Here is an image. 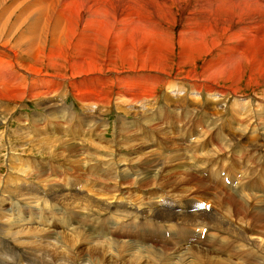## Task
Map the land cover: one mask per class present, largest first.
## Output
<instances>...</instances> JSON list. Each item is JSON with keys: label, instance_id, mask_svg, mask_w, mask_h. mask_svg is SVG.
<instances>
[{"label": "bare ground", "instance_id": "bare-ground-1", "mask_svg": "<svg viewBox=\"0 0 264 264\" xmlns=\"http://www.w3.org/2000/svg\"><path fill=\"white\" fill-rule=\"evenodd\" d=\"M152 1L154 0H144V1L143 0H55V4L50 3L49 10L51 12L50 11H49L50 13L46 12L48 14L47 20L42 21L41 24H43L44 28L60 27L64 32L62 35V41L68 40L72 42V48L74 49L76 59L72 64H70L69 71L67 73H69L71 76L70 78H72L71 82L73 81V78H75L76 76L79 77V79L76 78L77 81L72 82L73 89H71L70 92L74 96L73 98L78 97L79 101L82 104L84 102V104L86 105L83 106L82 109H85V111H90L91 113L93 111V113L96 114V116H101L100 119L103 118L106 111L109 110L107 109L104 112L100 107V105L102 106L106 105L108 107H111L112 106L111 103L115 101V103L117 104V108L114 106L116 112L118 110V112L120 113L122 112L124 115V117L122 118L119 116L117 117L118 122L116 125L117 127L116 132L118 133L119 131L122 134H131V135L133 134L131 133L132 131L130 129V126H132V122L131 123L128 122L129 119L128 116L129 114H132L130 110V106L131 105L136 106L134 103L137 104L139 103L142 106L144 105L149 107L148 114L142 115V120L146 122L147 126L158 128L155 126L156 123L154 122V120L155 118H157L158 115L162 116V112H164L165 110V109L163 110L161 109L163 106L167 108L166 112H168L169 110H172L173 112V110L174 111L182 110V106H184L185 104L184 96L181 97V99H179L178 102L176 101L170 102V100H173V98L168 93L169 91L174 92L177 89L178 92L179 90L181 91L187 90L188 92H193V93L196 92L200 96L203 94L206 95L208 94L209 99L203 100V103L200 101V98L198 97V103L203 105L207 104L210 107L213 103L215 104L219 103L224 105L227 103L228 100H231V106H234V113L238 115V120H236L237 121L236 123H233V120L230 122L233 128L235 129V132L233 133L232 137L236 143H238L239 141L240 142L243 141V143L244 142L246 143L244 147L245 149L244 160L247 161V164L241 165L238 162V160L241 159H236L235 157H233L239 154V152L236 150V148H238L239 145L237 144L236 148H233L231 145L225 143L221 137L202 135L198 133L199 141L197 142V147L194 146H190V147L193 149V152H197L200 155L208 156L206 152L211 151V149L207 147L212 145L215 146V148L221 150L223 154H227L232 157L229 160L228 163L229 166H232V168H237V167L242 168L244 166L246 168L244 172L248 173V178L250 176V173L253 174V172H257L256 174H258L264 172V92L262 93L261 96L262 101H259L260 99L257 100L258 97L256 99L254 95L240 96V95H235L234 91L223 92L216 86V84L220 79H218L214 75L216 73V67L220 65L222 61H224L225 54L236 51L242 56L241 59L239 60H244V64L234 65L233 67L227 68L226 72L228 75L225 78L230 81H239L241 79H248L256 84L264 83L263 79L254 76L250 73H245L247 70L253 69L254 61L260 64H264V60L260 59V57L262 56L260 55L258 44L254 41H251L252 40L251 35H255V34H251L247 32L246 35L243 36L241 29L236 24L237 18H240L242 21H244L249 25H255L257 22L264 23V5H263L264 0H160L159 4L155 6L154 5L149 6V3ZM236 3L239 5L241 12H238V7L236 6ZM143 7H144V11L148 15V19L150 20L148 27L142 25V23H144L142 20H145V18L141 16L139 12H141ZM190 7L193 13L188 12V10H191L189 9ZM37 8L40 9L39 14L41 15V19H42L43 14L41 12L42 9L41 4H39ZM47 8L48 7H46V11H48ZM174 8L177 11V13L173 12ZM52 13L56 15L53 16ZM188 13L190 14V16H188ZM194 17H196L195 20L193 19ZM158 19H161L162 22H157ZM182 19L186 20V29L188 30V32L183 33L182 31H180L179 35H177L175 30L178 26V22ZM123 28L128 33H123L122 32ZM38 29L35 31L33 37H31V42L34 39H36ZM74 30L77 36L74 35L75 34ZM261 30H263L262 27L258 28V32H260ZM178 37L179 39L181 38L184 42H186V44L183 45L184 46L183 49L178 48L179 45ZM260 37H261L260 50L261 52L264 53V36H260ZM7 39L8 36L7 35L4 36V41L0 44V80L6 81L9 90L14 94V101L16 102L18 100H24V99L35 100L37 101L36 104L37 108L39 107L44 108V106H47L48 104L49 107L53 106L51 105L54 103L52 101L51 96L52 94H54V96L58 95V93L61 94L60 89L56 90L57 86L58 88H60V85H58L59 82L56 83L53 76L44 75L45 73L42 74V70L39 67L40 65L38 66L37 63H35L37 59L29 52V50H31L32 48L31 42H29L30 37L27 38V45L25 46L26 49L23 51V53L20 51L22 49L21 48L22 44L19 45L20 44L19 42L17 44L10 43L9 41H7ZM58 41H59L58 38L54 36L52 38V45L56 46ZM184 48H188L191 51V53L187 54L184 51ZM175 56L176 59H174ZM213 59H215V61ZM185 67L188 70H185ZM60 68L62 69V66H60ZM175 69L177 74L183 75L182 78L178 80L173 78L174 75L173 71ZM55 75L61 76L59 73H55ZM64 80L65 79H62V81ZM223 80L224 78L222 79V81ZM53 84L56 85L51 93L50 89H48L47 87ZM76 86H79V89L78 88L76 89ZM185 86L188 89H186ZM160 87L163 88L165 87L164 89H166L165 91L166 94H164L166 103H163L164 101L162 102L161 98H158L157 96V91ZM0 94H4V95L8 94V91L0 89ZM215 95H219L221 96V98L218 100L213 99L212 96ZM58 97L60 101L57 102L61 104L62 109L66 108V110L70 114L61 111L60 116H57V114L51 115V111L47 109V111L49 112L48 116L51 115V117H48V120L50 119L55 120L58 121V123L61 122L65 125H68V122H70L69 124L71 126V121L74 111L66 103L63 104L64 100H61V97L59 95ZM98 105H99V109H96ZM200 108L203 109L202 106ZM235 108H237V111L239 110L240 111L237 112ZM193 109H197V107H194ZM203 110L208 111V108ZM37 113L38 112H36V114ZM0 114L2 115L10 114V106L5 104L1 99H0ZM38 115L40 117L36 119ZM38 115H33L36 121L37 120L44 121L43 119L47 120V117L44 116V114H42L44 116L43 119L41 118L40 114ZM64 115L67 116L68 119L67 118L63 119L62 117ZM139 115L140 113H138L137 115L134 114L133 116L138 118ZM231 115L233 118V112ZM26 116H24V118ZM84 116L86 117V119L84 118ZM235 116L236 115L234 114V118ZM90 117L92 118L93 115L88 116V114H84L83 116L79 117L78 124L81 125L80 121L82 120L85 123V125H87L88 123H90L91 125L92 122L91 120L89 121ZM213 117H215L216 119L215 121H218L219 115ZM16 119H18L17 121H20L19 117H16ZM105 121L107 123L109 122L108 120ZM160 121H162V119H160ZM215 121H213V119L206 118L205 120L206 123L204 124H206L205 130H207V133L209 134L214 133V131L216 130L214 124ZM93 123L94 125H92V129L94 130L97 128L96 126L97 123L96 121H94ZM48 125H45V128H48ZM17 132L18 130H15V134H17ZM71 132H70V136H71ZM76 133L79 134V136H81L82 139L87 138L91 134L90 130L87 127H83L82 130L80 131L76 130ZM97 133H94L93 136H95ZM135 134L138 137H140L136 132ZM219 134H221V132H219ZM231 135L228 136L231 137ZM99 136L102 137L101 135ZM45 137L46 136H44L43 137L44 139H42L44 140V142L41 143L40 141V143L42 144L41 149H40L41 146L40 145L38 146L36 151L40 149L38 150V152L41 151L45 152L44 150L46 149L45 146L47 144V142L45 141ZM0 139H2V137H0ZM46 139L48 138L46 137ZM177 140L179 143L183 144L181 137L177 138ZM80 141L78 143H81ZM92 141L93 140L90 139L88 143H92ZM60 143L61 141L59 142V144ZM174 144L178 146L177 142H175ZM71 145L69 146V148L62 146V148L59 149V151L67 150L69 152L72 151L75 153L79 152V157L83 156L82 155L83 153L82 154L80 153V150L77 146H73V145L71 146ZM54 146L57 147L58 145H56L55 143ZM81 147L85 148L83 146ZM48 150L51 151L50 148L46 149V151ZM85 150H86L85 157L86 158L88 157L90 161L92 159V155H91L92 153L90 154L88 147L85 148ZM90 151L92 150L90 149ZM149 152L151 151H147V153ZM152 156H153V152H152ZM183 158H184V153L177 151L176 156L173 155L172 163H182L185 161V158L184 159ZM206 159L207 162H212V161L217 162L215 156L214 158L207 157ZM219 159L223 160L222 154L219 156ZM219 159L218 161H220ZM18 161L21 163L20 159ZM79 161L80 160L77 159L75 164L74 163L72 164L74 171L72 172L73 177L71 180L77 179L81 176L80 174L81 172H79L78 171L79 169L75 167L77 166V163ZM110 161H111V167L115 169L117 167V163L113 159ZM144 161L145 162L148 161L146 165H150V167H153L151 170L152 175L149 174L143 175V177L140 178V181H138L137 184H140L145 188L146 187L150 188V186L155 187L156 185H158L156 183L159 182V181L156 182V179L158 178L157 177L158 173L160 172L161 175L164 174L163 170H161L160 168L161 164L159 163L155 164V159L144 160ZM220 163H221L220 165L221 168L228 167L223 164L224 161L223 162L220 161ZM166 164L168 163L166 162ZM89 166L90 164L86 166L87 167L86 174L89 177H91L92 176L91 171L90 172L88 171ZM44 167L45 166H43V168H40L39 170L42 171ZM21 168H18V172L23 171L20 170ZM129 168L131 169V167ZM248 168H250L251 170H249ZM138 170L142 172L141 169ZM14 172H12V174ZM106 172L108 175L109 172L108 171ZM14 175L10 176L11 178L15 177L14 180H12L16 183L14 187L15 189H18L21 192L20 189H22L24 185L23 187L20 186V188L18 185L20 184V182H22V180L25 177L23 178L21 175L19 174L17 175L15 173ZM186 175L187 176L184 178L185 180H189L192 186L199 187L197 188L198 191L200 192L204 191V193L207 194L206 191L208 190V187L204 184L202 180L194 177L193 174L191 175L186 174ZM215 176H218V173ZM200 178L203 179L202 177ZM112 180L114 179L112 178ZM167 181L169 182L170 180L167 179ZM170 184L172 185L174 184V182L171 180ZM73 185L74 182L72 181L71 187H68V185L67 186L56 185L57 187L50 188L48 189V191L49 193H51V196L55 199L56 203H59L60 205L68 206L69 208L73 209L74 207H78L80 205L79 203H81V201L77 197H72L75 195L78 196L77 194L78 191H75L76 193H72V194L69 193L70 190L73 188ZM164 185H165V189L166 188L167 190L170 189V187L169 189L167 187L168 184H164ZM173 186L174 185H172V187ZM26 188L24 190H26ZM211 188L216 191L218 190L217 188L212 186ZM130 190L134 192L133 186L130 187ZM153 190L151 191L154 193L155 191ZM241 190H244L243 186L241 187ZM224 194L225 196L222 200L219 199V195L215 199L216 200L215 203L218 204L219 207L221 208L223 207V209L226 208L222 211L224 214L229 215L232 212L231 214L233 216L241 212L244 220L243 223L246 224V222L250 220L251 224H253L252 228H254L255 232L258 231L260 227L261 231H263L264 233V204L262 206L259 205L256 198L257 196L252 197L249 195H245V197L243 196L242 198L241 196L238 197L236 195L234 196L233 193L229 191L224 192ZM122 198H124L125 200L127 199L126 202L122 205L121 208L119 209L115 208V210L118 209L119 212L128 213L129 209L132 207L131 204L134 201H132L130 198H126L125 196ZM248 198H252L250 203L248 202V200H250ZM247 202H248V206L246 205ZM93 203L96 205V204H100L101 202H98V200L97 201L93 200ZM95 205L90 206V208L92 210H95ZM252 207H255V209H253ZM153 210L154 211H151L150 213L149 211H145L144 216L141 215L144 221H142V223L138 225L141 228V230L144 231V234H147V230H148L150 232V236L152 237V239L156 240L158 239V236L153 235L151 228H153L155 225H158L159 223L158 220L167 221V219H169V217H171L174 214V212L170 207L162 208V209L154 208ZM114 214H117V210ZM198 214L199 215H197V217L202 219L201 222L197 221V219H195L194 216L192 219H190V217L183 219L184 220L187 219V221L192 220L193 223H196L197 225H201V226L203 223H205L203 221L208 220L213 224L212 228L216 229L219 226L223 229L229 230L233 234L235 240L237 241L240 240L245 244H247L248 246L247 250L243 253H240L243 256L242 260L233 261L230 259H224L223 260L224 262L228 264H264V237H255V239L250 238L248 231H246L245 228L242 229L243 227L242 225H239L238 229H230L222 226L218 221L214 219H210V217H206L204 211L202 210L201 211L198 210ZM202 215L204 216V219ZM0 216L6 219L8 218L9 215L5 211L3 213L1 212ZM136 217L137 214L135 215V217L124 216L122 218L124 223H129V221H132L133 218ZM151 221L156 223L151 225L150 224ZM1 224L2 223H0V225ZM145 225H149L150 227L149 228L147 227L148 228L147 229L144 227ZM200 231H201V227H200ZM82 232L83 231H80V241L81 240L88 241L89 240L87 237L88 235H86L87 231H84L83 233ZM64 235H66L65 238H67V240L71 242L69 243L72 244L74 240L73 236L69 233ZM89 235L91 234L89 233ZM109 238L112 237L106 236L104 233H99L97 236L92 238L93 240L90 239L92 241H88L87 243L90 247L92 248L94 247V249L98 248L100 251H104V252L106 251L105 253L107 257L109 259H114L115 262L114 264H123V263L139 264L141 259L148 258L151 256L149 247L147 246L140 248L131 244L130 242H126V245L124 244L122 245L119 242H116V239L114 238L110 240V241H115V243H112L109 242ZM14 240L20 244H24V245L29 244L28 241L21 238H17ZM80 241H78L77 244L78 245L80 244L81 246ZM42 244H44L43 240L42 241L32 240V242L30 243V249H35V252L34 254L31 255V257L37 256L38 252H36V247L38 246L37 249L39 248L38 250H41ZM260 244L262 245V249L258 247V245ZM78 245L75 244V246ZM81 248L83 247H80V249ZM134 249L136 250L134 251ZM28 250L29 247L24 253V255L28 252ZM189 252H191L190 249L187 250V252L185 251L184 253H189ZM164 254H165L164 249H161L159 251L154 252L152 257L158 260H162V258H164ZM72 256L73 255H71V257H68V254L63 255L62 253L57 252L56 259H54L53 264H72ZM201 257L206 262V264H212L213 262L215 264H220V261L214 258L213 255L208 257L207 254L201 253ZM169 262L167 259V261H164L162 264L164 263L170 264ZM86 263L88 264V262ZM181 264H190L187 261L186 256L183 258Z\"/></svg>", "mask_w": 264, "mask_h": 264}, {"label": "rangeland", "instance_id": "rangeland-1", "mask_svg": "<svg viewBox=\"0 0 264 264\" xmlns=\"http://www.w3.org/2000/svg\"><path fill=\"white\" fill-rule=\"evenodd\" d=\"M50 3L55 4V0H48V1L47 0H0V44L4 41V36L7 35L8 36L7 41H9L10 43L17 44L19 42L20 43L19 45L22 44V46H21L22 49L20 51L23 53V51L26 49L25 46L27 45V38L30 37L29 42H31V37H33L35 31L39 28L37 31L38 32L37 33L38 38L36 37V39H34L31 42L32 48H31V50H29V52L31 55H33L37 59L35 63H37L38 66L40 65L39 67L42 70V74L45 73L44 75L53 76L56 83L59 82L58 85H60V88H58V86H57L56 90L60 89L61 94L58 93V95L61 97V100H64L63 104L66 103L74 111L73 116H72L71 126L69 124L70 122H68V125H65L61 122L58 123V121H55V120H51V119L48 120V117H51L52 114H57V116H60L61 111L70 114L66 110V108L62 109L61 104L57 102V101H60V99H58L59 98L58 95L54 96V94H52V96H51L52 101L54 102L53 104H51L53 106L49 107V104H48L47 106H44V108H41V107L37 108V106H36L37 101H35V100L24 99V100H18L15 102L14 101V94L9 90L6 81L0 80V89L8 91V94H5V95L0 94V99L5 104L10 106V114H11V115L10 114H5V115L0 114V137H2V139H0V180H1L0 181V192H3L4 195L10 194L9 199L7 200L8 202H5L3 199L2 202H4V203L0 204V213L1 212L3 213L5 211L7 212V209L4 207H5V205L8 206V203L15 204L16 201H19V202L29 201L27 203V205L28 206L31 205L34 207L35 215H36L35 217H41L45 213L46 209L49 207L48 203H49V201L51 202V200H50V197H47V196L39 193L40 187L43 186L45 188V190H47V191L50 188L57 187L58 185H60L59 178H61L63 175H66V177L67 178L69 177L68 179L71 180L73 177L72 172L74 171L72 164L73 163L75 164L77 159H79L80 161L77 163V166H75V167L79 169L78 171L81 172L80 173L81 176L79 178L73 179L71 181H73L74 184L82 181L81 187H82V189H84L85 185H86V183L84 181L92 178L95 182V186L93 187V189L89 188L88 191L86 193H84L82 196L81 195L80 196L79 195L78 196L77 195L72 196V197H77L81 201V203H79L80 205L78 204L79 208L78 207L73 208L74 211H77V210L79 211V209L81 211V209L83 207H89L90 208V206L95 205L94 204L95 202L93 203V200L94 201L98 200V202H101L99 205L105 206L103 208V211H105L106 209H109L110 212L115 213L116 211H111V209L113 208V206L115 208H118V209L121 208L122 205L127 200V199L125 200L124 198H122L124 196L126 198H130L132 201L136 202V204H141V202L143 201V196H141L140 193L138 192L139 191L138 187H140V188H145V187L141 186L140 184H137V182L140 181V178L143 177V175H145V174L152 175L151 170L153 167H150V165H146L148 161H146V162L144 161V160H148V158H151L152 152H153V156L157 157L159 160H164V161L160 162L158 159H155V164L159 163L162 166V165L166 164V162L171 163V166H173V168L175 169V172L173 174L175 179L179 180V178H180V180H181L183 178L181 173H185L188 175L193 174L191 171L188 170V168H185V169H184V167L180 168L179 164H181V163H172V158H173L174 153L166 150V149L176 150L179 147V145L176 146L174 143L177 141L176 137L179 138L180 136L175 137V135H169L168 133H162L161 131L165 128V123L154 120V122L156 123L155 126L158 127V128H155V127L147 126L146 122L144 120H142V115L148 114L149 107L144 106V105L142 106L141 104H138V107L142 106V109L131 110L132 114H129L128 122H130V123L133 122V121H129V120L134 118V116H133L134 114L137 115L138 113H140L138 118L135 117L137 119L136 122L140 121L143 124V128L145 130H151V131L156 132L155 138H158V139L161 138L160 141L164 147H161L158 145V140H152V138H151V141L153 144H150V139H149V141H147L146 139H141L140 137H138L135 134V131L131 127H130V129L132 131L131 133H133L132 135L131 134H122L119 131L117 133L116 132L117 131L116 125L118 122L117 117L119 116L122 118V117H124V115L122 112L121 113L118 112V110L116 112L115 107L117 108V104L115 103V101H113L111 103V105H112L111 107H108L106 105L102 106V105H100L101 103L99 104L104 112L107 109H109L108 111H106L103 118H101V119H100L101 116H96V114H94L93 111L91 113L90 111H85V109H82L83 106H86L84 104V102L82 104L79 101L78 97L73 98L74 96L70 92V90L73 89V83L72 82L77 81V79H79V77L76 76L75 78H73V81L71 82L72 78H70L71 77L70 74L67 73L69 71L70 64H72L76 59L74 49L72 48V42H70L68 40L62 41V35L64 32L62 31V29L60 27H58V28H52V27L44 28L43 24H41L42 21L47 20V15H48L47 13L51 12L49 10L50 9V6H49ZM159 3H160V0H154V1L149 3V6H153V5L155 6ZM39 4H41V6H42L41 12L43 14L44 20H43V18L41 19V15L39 14L40 9L37 8V6ZM236 6L238 7V12H241L239 5L237 3H236ZM46 7H48L47 8L48 11H46ZM122 9H123V6H122ZM189 9H191V7ZM173 12L177 13L175 8H174ZM188 12L191 13L192 9L188 10ZM139 13L141 16H143L145 18V20H142L144 22V23H142V25L148 27L150 20L148 19V15L144 11V7L142 8L141 12H139ZM189 13H188V16H190ZM52 15L54 16L56 14L52 13ZM193 19L195 20L196 17H194ZM157 22H162V20L158 19ZM236 24L241 29L243 36H245L247 32H249L251 34H255V35H251L252 36L251 41H254L258 44L259 52H260V55L262 56V57H260V56L259 57L261 60H264V53L261 52V50H260L261 49V37L260 36H264V23H258L257 22L255 25H249V24L245 23L244 21H242L240 18H237ZM260 27H262L263 30L258 32V28H260ZM175 31H176L177 35H179L180 31H182L183 33L188 32V30L186 29V20L185 19H182L178 22V26H177ZM122 32L128 33L124 28L122 29ZM197 32H199V31H197ZM74 33H75V30H74ZM74 35L77 36L76 33ZM54 36L57 37L59 40L58 43L56 44V46L52 45V38ZM178 41H179L178 42V44H179L178 48L183 49V47H184L183 45H185L186 42H184L181 38L179 39V37H178ZM60 48H61V50H60ZM178 48H177V51H178ZM184 51L187 54L191 53V51L188 48H184ZM241 57L242 56L236 51L225 54L224 61H222V63H220V65H218L216 67V73L214 74L218 79H220L218 81V83L216 84V86L223 92L234 91L235 95H240V96L241 95L242 96L254 95L256 99L258 97L257 100L260 99L259 101H262L261 96H262V93L264 92V83L256 84L253 81L248 80V79H241L239 81H230V80H227L225 78L228 75L226 72L227 68L233 67L234 65L244 64V60H239V59H241ZM174 59H176V56ZM213 60L215 61V59H213ZM60 66H62V69L60 68ZM55 67H58V68H55ZM185 70H188V69L185 67ZM55 73H59L61 76L55 75ZM245 73H250V74L257 76V77L264 80V64H260L256 61H254L253 62V69L247 70ZM173 74H174L173 78L176 80L183 77L182 74L176 73V69L173 71ZM223 78H224V80L222 81ZM62 79H65V80L62 81ZM57 80H59V81H57ZM55 85L53 84V85L47 87L48 89H50L51 93H52V90H54ZM77 88L79 89V86H76V89ZM164 88L160 87L158 89L157 96H158V98H161L162 102L164 101L163 103H166L165 98H164V94H166V92H165L166 89H164ZM185 88L188 89L186 86H185ZM180 94L181 93H179L178 96H180ZM207 96H208V94H207ZM205 97L206 96L204 95V99H205ZM216 97H219V96H216ZM188 98H189V96H188ZM199 98H200V101L203 103L202 95ZM232 98H235V97H232ZM177 99L179 100L181 98L178 97ZM206 99H209V98H206ZM12 102H15V103H12ZM170 102H174V101L170 100ZM155 103H156V101H155ZM99 105L96 109H99ZM201 105H203V104H201ZM206 105L207 104L203 105L202 108L203 109L208 108V111L210 109H212V107H210L208 105L206 106ZM224 107L226 108L225 117L229 116V118H230V116L232 114L231 113V110H232V112H233V123H236L237 122L236 120H238V115L236 113H234V106H231L230 100L228 101V103L225 106L220 105L218 109L212 110L211 115L217 116V114L220 113V109H222ZM57 108H60V109H57ZM229 108H231V109H230V112L228 113L227 110ZM47 109H49L51 111L50 116H48L49 112L47 111ZM166 109L167 108H165L164 112H166ZM235 110L237 111V108H235ZM239 111H237V112H239ZM36 112H38V113L36 114ZM173 112H174V110H173ZM173 112H171V113H173ZM182 112H183V116H184L185 121L189 125L188 129L190 128L191 124L203 123V122H196V120H199L203 117V113H204L203 111L200 110V111H197V112L191 114V113H187V111H185L183 109V106H182ZM38 114L41 115L42 119L44 116H46L47 120L43 119L44 121H42V120L36 121L33 115H38ZM42 114H44V116ZM84 114H88V116L93 115V117L95 116L94 118L90 117V119H89V121L91 120V122H92L91 125H90V123L85 125V127H87L91 133L87 137L88 140H87V138L82 139V137L76 133V130L80 131L83 128V121L82 120L80 121L81 125L78 124L79 123L78 121H79V117L83 116ZM99 114H100V111H99ZM234 114L236 115L235 118H234ZM24 116H26V117L24 118ZM64 116L62 117L63 119L64 118L68 119L67 116H65V117ZM16 117H19L20 121H17L18 119H16ZM39 117L40 116L38 115V117L36 119H38ZM84 118L86 119L85 116H84ZM123 119H125V118H123ZM209 119H212V118H209ZM214 119H215V117H214ZM220 119H221V116L218 118V120H220ZM105 120H108L109 122L107 123ZM170 120H172V119H170ZM1 121H3V122H1ZM94 121H96V123H97V125L95 123L97 128L93 130L92 125H94V123H93ZM99 121L103 125H101ZM41 122H43V123H41ZM48 123H49V125H48ZM45 125H48V128H49V126L55 125L54 131L56 132V134L45 131ZM159 128H161V129H159ZM215 128H216V130L214 131V133H210V134L207 133V130H205L206 131L205 135H210V136H214V137L215 136L221 137L225 143L231 145L233 148H236V145L238 144L239 147L236 148V150L239 152V154L237 156H233V157H235L236 159L245 158L244 147H245L246 143L245 142L243 143V141H241L242 143L240 141L238 143H236L235 140H233L232 136H233V133L235 132V129L233 128V126L231 125V129H232L231 132H229V131L225 132L224 130L223 131L218 130L216 125H215ZM73 129H75V130H73ZM15 130H18L17 134H15ZM66 131L69 134L71 131H73V132H71V136L69 138L65 137ZM219 132H221L222 135L219 134ZM20 133H22V134H20ZM94 133H97V134L95 136H93ZM49 134H50V137H49ZM99 135H101L102 137H100ZM228 135H231V137H229ZM44 136H46L48 138V139H46V137H45V141L47 142L45 148L51 149V151H49V150L46 151V149H45L44 151L47 153L42 152V151L38 152V150H40L42 147L41 143L44 142V140H42V139H44L43 138ZM197 138H195L194 141H192L190 143V146L197 147V142L199 141L198 135H197ZM90 139L93 140L92 141L93 144L88 143V141ZM50 140H51V142H50ZM40 141H41V143H40ZM60 141H61V143L59 144ZM79 141L81 143H78ZM49 142H50V144H49ZM55 143H56V145H58L57 147L54 146ZM64 143H66V144H64ZM71 144L73 146H77L80 150V153L81 154L83 153L82 154L83 156L79 157V152L75 153L73 151L69 152L67 150H64V151L60 150L59 151V149H61L62 146L69 148V146ZM149 144L151 147L157 148V149H152L151 147L149 148V146H148ZM80 145L85 147V148L88 147L90 154L92 153L91 154L92 159L90 160L91 162L89 161L88 157L87 158L85 157L86 156L85 148H82ZM184 145H188V143L184 144ZM38 146H40V149H38L36 151ZM90 149L92 151H90ZM243 149H244V151H243ZM180 150H179V152H182ZM101 151H102V153H101ZM147 151H151V152L147 153ZM63 152H65V153H63ZM206 153L208 154V156H212V158H214V156H215V159H217V162H220V161L223 162L224 161V160L219 159V156L221 154L217 155L215 153H212L211 151H208ZM98 154H100V155H98ZM213 154H215V155H213ZM216 156H217V158H216ZM49 157L51 158L52 162L55 161V164L51 163V161H49V162L45 161L46 159H50ZM19 159H20L21 163L18 161ZM112 159L115 160V162L117 163V167H116L117 169L116 168L114 169L113 167H111V161L110 160H112ZM218 159L220 161H218ZM85 161H86V163H85ZM60 162L63 163L64 165L59 164ZM184 162H182V163H184ZM36 163H39L41 165L35 166ZM208 163H210V162H204L203 164H208ZM228 163H229V161L228 162L224 161L223 164L228 166V167H232V166H229ZM21 164L24 166H22ZM89 164H90V166H89L88 171L89 172L91 171V174H92L91 177H89L86 174V168H87L86 166H88ZM20 165L22 168L20 167ZM196 165L197 164H195L194 166H196ZM43 166H45L44 169L42 171L39 170L40 168H43ZM182 166H185V164H183ZM61 167H62V170H61ZM129 167H131V169ZM197 167H198V165L195 168H197ZM228 167H226V168H228ZM18 168H21L20 170L21 171L23 170V171L18 172ZM219 168H221V166ZM12 169H13V171H12ZM138 169H141L142 172H140ZM176 169H178V170H176ZM248 169L251 170L250 168H248ZM105 170L109 172L108 175H107V172ZM161 170H162V168H161ZM195 170H196V172H198L197 169H195ZM59 171H60V173H59ZM210 171H212L211 173L214 175L213 169L208 166V172H210ZM12 172H14L17 175L18 174L21 175L23 178L25 177L22 180V182H20V184L18 185L19 188H20V186L23 187V185H24L23 188L21 187L23 190L20 189L21 192L18 189H15V187H14L16 183L12 180H14L15 177L14 178L10 177V176L14 175V173L12 174ZM98 173H99V175H98ZM177 173H179V174H177ZM256 173L257 172H253V174L250 173L249 177H251V174H252V176L256 175ZM165 174L167 175V173H164L163 174L164 176H163L159 172L157 175V177L159 179L158 178L156 179V182L159 181L158 183H156L158 185L155 184L156 185L155 187L150 186V188L149 187H146V188L149 190L154 189L153 191L156 192L158 190V188H160V187L165 189L164 184H168L167 187H168V189L170 187V189H169L170 191H176L177 185L172 184V185H174L172 187V185L170 184L172 179L168 178ZM113 176H115V177H113ZM193 176L198 178L194 174H193ZM112 178L114 180H112ZM28 179H30L29 181H31V182H29ZM167 179H169L170 181L168 182ZM164 181H165V183H164ZM25 182H27L28 184H24ZM6 184H8V185H6ZM26 186H27V188H26ZM62 186H65V185L62 184ZM104 186H105V188H104ZM132 186H137L136 188L133 187L134 192L130 190V187H132ZM189 186L182 188L180 192L182 194L187 192V194L193 195V194H190V193H192V192H190V189H191V191L192 190L198 191L197 188H199V187H194L192 185L190 187ZM25 188H26V190H24ZM33 189H37V190H36L35 194L31 197L30 192ZM76 191H78V190H76ZM70 194H72V193H70ZM88 195H90V196H88ZM115 195H119L118 198H117V196L114 198ZM224 196H225V194H224ZM236 196L238 197V195H236ZM239 196L245 197V195H243V196L239 195ZM92 197H94V198H92ZM156 197H157V195H156ZM156 197H154V198H156ZM256 198H257L259 205L262 206L264 204V202H263V199L261 198V196H257ZM44 199H47L46 204H44ZM136 199H138V200H136ZM215 199H214V202H216ZM219 199L222 200L220 197H219ZM248 199H250V200H248V202L250 203L252 198H248ZM114 202H116V203H114ZM248 202L246 203L247 206H248ZM57 204H59V203H57ZM98 208L99 207H95V210H97ZM252 208L255 209V207H252ZM118 209H116L117 214H115L117 217L119 215L118 218H120L121 216L122 217L127 216V215H125L126 213L119 212ZM153 209H150V210L149 209L148 210L143 209V211L141 212V215L144 216L145 211H149V213H150L151 211H154ZM224 209H226V208H224ZM224 209H223V207L221 208L222 211ZM198 210L201 211V209H198ZM200 214H202V213H200ZM231 216H232V214H231ZM128 217H130V216H128ZM189 217H190V219L193 218V216H189ZM189 217H185V218H189ZM203 219H204V216H203ZM5 220H6L5 218L0 216V223H2L1 225H3V222ZM201 220H202L201 218H197V221L201 222ZM189 222H192V220H190ZM203 222H205V221H203ZM141 223L142 222H140L139 224H141ZM155 223L156 222L151 221L150 224L153 225ZM250 224H251L250 220L247 221L246 224L245 223L241 224L243 226L242 229L245 228L246 231H249L250 228L253 227V224H251V225ZM110 227H112V226H110ZM144 227L149 228L150 226L145 225ZM35 230H38V228H35ZM252 230L255 231L254 228H252ZM5 233L11 234V235L23 234L22 231H15V230H13V231L9 230V231H6ZM69 234H71V233H69ZM86 235H88L87 236L89 239L88 241H92L93 240L92 238L95 237V236L89 235V232H86ZM137 235L138 236L145 235L144 231L141 230L139 225H138ZM61 236L66 237V235H64V234H62ZM64 237H63L64 243L66 245L70 246L67 243L66 238H64ZM249 237L255 239V237H253L251 234H249ZM45 238H46V235L44 236V239ZM90 239H92V240H90ZM111 239L112 238H109V242L115 243V241H110ZM24 240L29 242V250L25 254L26 257L23 258V261H26L28 259V257L29 256L31 257L32 253L35 252V249H30V243L32 242L31 239H24ZM88 241L81 240L80 241L81 246H80V244L78 245L73 240V242L71 244V251L72 252L70 251L68 254V257H71V255H73L72 256V264H84V263L87 264L86 262H88V264H114L115 263L114 259H109L107 257V255L105 253L106 251L104 252V251H100L98 248L94 249V247L93 248L90 247L87 243ZM75 244L78 246H75ZM117 244H119V243H117ZM120 244L123 245V243H120ZM124 245H126V244H124ZM84 246H85V248H84ZM80 247H83L84 251H83V248L80 249ZM38 249H37V251H38ZM187 250H189V247H185L183 252H185V251L187 252ZM164 251H165L164 258H162L161 261H163V260L167 261V259H168V262H169L171 258H174L173 253L167 251L166 249H164ZM57 252H60L58 250V248L55 249L54 254L56 255ZM255 252H257V251H255ZM54 254L50 255V257L52 259H47L46 254L42 253V255H40L41 261H42L40 264H53L54 263V259H53ZM214 258L219 260L215 256H214ZM73 261H76L78 263H75ZM143 262H144V260L141 259L139 264H142ZM123 264H126V263H123ZM143 264H146V263H143ZM151 264H153V263H151ZM212 264H215V263L213 262Z\"/></svg>", "mask_w": 264, "mask_h": 264}]
</instances>
